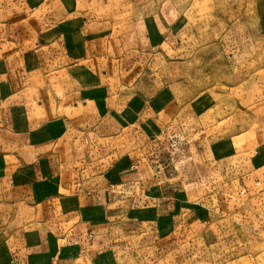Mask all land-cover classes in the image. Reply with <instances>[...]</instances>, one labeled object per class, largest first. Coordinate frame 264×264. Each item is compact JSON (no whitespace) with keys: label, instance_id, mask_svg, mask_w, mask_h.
I'll return each instance as SVG.
<instances>
[{"label":"rangeland","instance_id":"1","mask_svg":"<svg viewBox=\"0 0 264 264\" xmlns=\"http://www.w3.org/2000/svg\"><path fill=\"white\" fill-rule=\"evenodd\" d=\"M68 6L87 21L113 23L107 48L104 40V51L88 62L125 92L123 98L110 89L120 110L103 121L116 150L104 168L125 153L135 178L133 210L110 219H119L112 229L126 246L118 249L121 264H264V0H69ZM159 94L172 95L176 109L170 118L157 115L160 130L151 135L148 107ZM132 115L140 116V132L126 119ZM192 139L202 144V157ZM98 164L89 154L83 158L75 196ZM166 184L185 198L153 195ZM62 186L64 193L69 177L62 176Z\"/></svg>","mask_w":264,"mask_h":264},{"label":"crops","instance_id":"2","mask_svg":"<svg viewBox=\"0 0 264 264\" xmlns=\"http://www.w3.org/2000/svg\"><path fill=\"white\" fill-rule=\"evenodd\" d=\"M68 1L0 0V214L5 213L0 264H121L125 259L118 251L125 242L112 229L119 219H110L133 210L135 178L126 168L128 154L109 168L103 161L116 152L108 145L109 125L103 124L120 110L118 104L113 108L110 89L123 98L125 92L124 87L117 92L119 85L111 88L107 73L88 62L91 54L104 51L106 28L113 23L87 21ZM161 95L148 107L151 135L160 130L157 115L170 118L176 109L172 95ZM135 116L126 119L140 132ZM190 142L202 157L200 141ZM88 154L99 166L86 176L85 192L75 196L73 178ZM62 176L70 180L64 193ZM182 191L167 184L152 190L180 200Z\"/></svg>","mask_w":264,"mask_h":264}]
</instances>
